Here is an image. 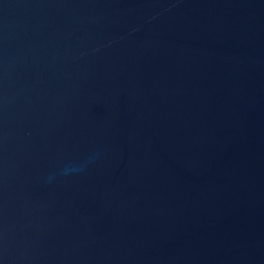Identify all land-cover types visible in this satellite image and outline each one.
<instances>
[{
	"label": "water",
	"instance_id": "1",
	"mask_svg": "<svg viewBox=\"0 0 264 264\" xmlns=\"http://www.w3.org/2000/svg\"><path fill=\"white\" fill-rule=\"evenodd\" d=\"M0 264H264V0H0Z\"/></svg>",
	"mask_w": 264,
	"mask_h": 264
}]
</instances>
